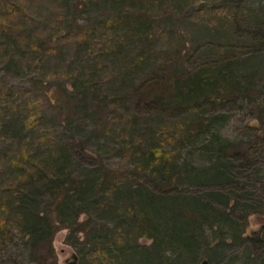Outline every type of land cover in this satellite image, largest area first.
<instances>
[{"label":"trees","instance_id":"16d2710c","mask_svg":"<svg viewBox=\"0 0 264 264\" xmlns=\"http://www.w3.org/2000/svg\"><path fill=\"white\" fill-rule=\"evenodd\" d=\"M74 2L54 0L47 15L34 19L27 9L32 0H0V54L36 69L71 47L66 75L79 83L68 97L74 109H83L79 120L93 127L79 137L77 158L58 143L38 156L21 146L9 157L11 177L0 183V253L25 234L43 251L38 264H56L52 237L62 226L84 233L80 258L88 264H198L208 257L203 226L216 221L215 208L191 195L190 185L222 180L228 174L222 155L236 160L247 159L249 151L264 153V108L256 103L264 83V0L255 7V0H87L82 10L98 3L112 7L86 23L77 22ZM112 69L119 73L115 81ZM36 80L30 90L0 84V118L21 119L19 130L37 117L31 93L42 91L43 82ZM240 98L253 104L257 125L247 128L259 140L236 153L235 143L214 142L220 155L206 167L181 160L178 143L206 128L214 138L208 133L202 141H218L213 110ZM101 135L114 141L109 147L120 162L107 166L101 158L78 170L80 160L92 158L85 143ZM46 137L42 130L37 138ZM45 186L54 192L40 212L34 191ZM253 213L264 215V201L245 205L242 225ZM80 214L86 216L81 222Z\"/></svg>","mask_w":264,"mask_h":264},{"label":"rangeland","instance_id":"374dc122","mask_svg":"<svg viewBox=\"0 0 264 264\" xmlns=\"http://www.w3.org/2000/svg\"><path fill=\"white\" fill-rule=\"evenodd\" d=\"M53 1L32 0L27 8L28 13H31L34 19L45 16L49 12V6L52 8ZM85 1L87 2V0H75L73 3L75 6H73L72 13L76 15L78 23L103 18L112 7L98 3L93 6L87 5L82 10ZM256 3L258 0H255L252 6L255 7ZM236 38V35L233 36L231 33V40L237 42ZM73 57L74 50L71 47H63L57 56L49 58L42 67L35 69L28 66L24 59L20 61L19 65L8 63L6 58L0 54V84L21 91L22 89L30 90L34 78L37 79V82H43L42 91L32 89V99L37 101V117L32 126L19 130L17 125L22 126L21 119L18 122L17 118H14L16 121L14 122L10 114H3L0 118V120L2 119L0 121L2 128L0 132V183L11 177L12 169L9 157L15 151L18 152V148L21 146L28 147L38 156L48 147L49 143H58V145H65L73 157H79L76 152L77 143L80 141L79 137L92 130L93 127L90 123L85 124L79 120L83 109L81 107L74 109L75 100L68 97V91H71L74 86H78L79 83L78 81L74 82L70 74L66 75V70L72 65ZM102 70L111 71L107 67ZM116 74L119 76L118 70L112 69L111 81H115ZM48 84L51 85V88L45 91ZM106 88L115 90V87L108 84H106ZM256 103L264 108V83ZM252 105L247 99L240 98L234 105L215 108L213 110L217 115L215 139L218 141H213L211 144L202 141L207 139L205 134L208 133L211 141L214 138L211 135L212 132L206 128L198 134L196 139L178 143L181 160L186 158L198 168L209 166L217 161V156L220 155L217 152L219 145L216 147L213 143L220 144L222 140L235 143L237 145L235 153L237 150L244 152L250 142L259 140L254 131L247 128L248 125L254 123L257 125ZM144 114H140L135 120L139 123L142 122ZM164 120L165 118L156 119V121H162L163 126L166 124ZM42 130H47L48 137L38 141L37 137ZM259 134L260 138L264 137V130L259 131ZM112 142L114 141H111L106 135H101L92 143H85L92 158L80 160V164L77 166L78 170H82L88 165H95L101 158L104 159L105 165L116 166L120 162V158L110 149L109 146ZM248 153L247 159L236 160L230 158L231 154L229 153L222 155V160L219 163L223 166L227 165L228 168V174L222 180L212 186L194 183L189 187L191 195L202 196L207 204L215 208L216 221L203 226L202 250L208 253V257L201 259L198 264L202 260H206L208 264H264V215L250 214L246 225L241 223L245 205H254L257 200L264 201V153L258 156H255L251 151ZM41 189L38 188L34 191L37 192L34 197L35 202L39 204V211L45 212V201H49L54 191L46 186L45 190ZM244 190L249 192H243ZM85 219L84 214H80L78 217L79 222ZM70 220L72 219L69 215L67 221ZM219 220H224L226 224L221 225L218 223ZM59 227L52 237L53 258L56 264L72 262L73 255L77 256L75 264H88L87 259L80 258V251L85 247L84 233L72 231L68 227ZM253 233L258 234L254 236ZM139 242L149 244L150 240L140 238ZM85 250L86 248L83 252ZM42 252L41 248L32 246L28 235L19 234L1 251L0 264H38V256ZM46 262H52V258H46Z\"/></svg>","mask_w":264,"mask_h":264},{"label":"water","instance_id":"95a60500","mask_svg":"<svg viewBox=\"0 0 264 264\" xmlns=\"http://www.w3.org/2000/svg\"><path fill=\"white\" fill-rule=\"evenodd\" d=\"M72 257H73V261L70 262V263H67V264H75L76 259H77V256H76V255H73ZM200 264H208V262H207L206 260H202V261L200 262Z\"/></svg>","mask_w":264,"mask_h":264}]
</instances>
